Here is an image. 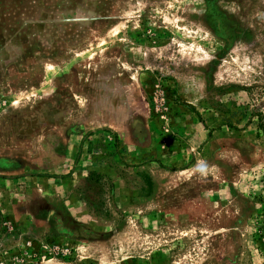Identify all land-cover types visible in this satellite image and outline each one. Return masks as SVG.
Segmentation results:
<instances>
[{
	"label": "rangeland",
	"instance_id": "obj_1",
	"mask_svg": "<svg viewBox=\"0 0 264 264\" xmlns=\"http://www.w3.org/2000/svg\"><path fill=\"white\" fill-rule=\"evenodd\" d=\"M260 123L264 0H0V264H264Z\"/></svg>",
	"mask_w": 264,
	"mask_h": 264
},
{
	"label": "clouds",
	"instance_id": "obj_2",
	"mask_svg": "<svg viewBox=\"0 0 264 264\" xmlns=\"http://www.w3.org/2000/svg\"><path fill=\"white\" fill-rule=\"evenodd\" d=\"M206 169V165L203 164V162H200L198 165H197V168H196V171L200 172L201 174L204 173Z\"/></svg>",
	"mask_w": 264,
	"mask_h": 264
},
{
	"label": "trees",
	"instance_id": "obj_3",
	"mask_svg": "<svg viewBox=\"0 0 264 264\" xmlns=\"http://www.w3.org/2000/svg\"><path fill=\"white\" fill-rule=\"evenodd\" d=\"M257 115L260 118V120L263 122V119H261V117H263V115L261 113H258ZM260 128L262 130H264V123H260ZM149 183L152 185L151 179H149Z\"/></svg>",
	"mask_w": 264,
	"mask_h": 264
}]
</instances>
